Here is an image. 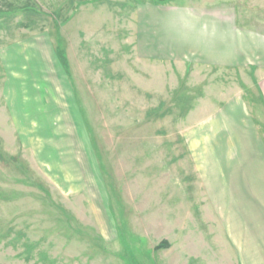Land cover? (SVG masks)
<instances>
[{"label": "rangeland", "instance_id": "1", "mask_svg": "<svg viewBox=\"0 0 264 264\" xmlns=\"http://www.w3.org/2000/svg\"><path fill=\"white\" fill-rule=\"evenodd\" d=\"M166 1L0 0V264H264L236 75L142 55Z\"/></svg>", "mask_w": 264, "mask_h": 264}, {"label": "crops", "instance_id": "2", "mask_svg": "<svg viewBox=\"0 0 264 264\" xmlns=\"http://www.w3.org/2000/svg\"><path fill=\"white\" fill-rule=\"evenodd\" d=\"M263 10L264 0H189L152 18L158 38L150 50H142L147 58L235 74L232 88L237 91L223 103L241 109L238 135L247 136L251 143L242 147L251 148L240 151L258 153L264 152ZM249 185L260 191L254 182ZM244 193L262 207L264 195ZM221 223L229 226L228 221Z\"/></svg>", "mask_w": 264, "mask_h": 264}, {"label": "trees", "instance_id": "3", "mask_svg": "<svg viewBox=\"0 0 264 264\" xmlns=\"http://www.w3.org/2000/svg\"><path fill=\"white\" fill-rule=\"evenodd\" d=\"M160 1H164V0H160ZM58 53H59L60 58L62 59L63 66L66 68L67 63H66V60H65L63 53L62 52H58Z\"/></svg>", "mask_w": 264, "mask_h": 264}]
</instances>
